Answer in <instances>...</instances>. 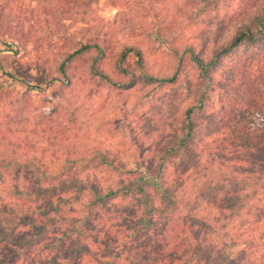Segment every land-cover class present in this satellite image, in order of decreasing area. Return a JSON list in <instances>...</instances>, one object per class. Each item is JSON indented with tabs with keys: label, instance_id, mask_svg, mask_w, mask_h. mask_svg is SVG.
Returning a JSON list of instances; mask_svg holds the SVG:
<instances>
[{
	"label": "rangeland",
	"instance_id": "1",
	"mask_svg": "<svg viewBox=\"0 0 264 264\" xmlns=\"http://www.w3.org/2000/svg\"><path fill=\"white\" fill-rule=\"evenodd\" d=\"M261 13L264 0H0V155L35 160L49 174L38 181L13 171L7 185H53L54 201H61L73 196L63 185L77 180L104 188L144 175L152 183L150 173L179 141L184 111L204 86L195 64L186 58L179 67L176 51L182 56L192 45L199 58H207L232 37L238 23H251ZM86 43H96L103 54L90 50L66 61ZM250 52L243 47L229 58ZM167 77L174 81L156 80ZM213 95L207 116H197L212 130L221 109ZM176 163L165 166L167 175L177 171ZM186 181L192 193L206 185L196 175ZM2 196L12 209L47 202ZM93 215L115 218L117 213L102 208ZM13 224L0 217V233L22 235L10 228ZM58 233L24 247L6 245L1 264H42L53 253L66 254L73 242L58 240L55 246ZM51 242L54 247L47 250ZM212 247L227 255V264H239L241 247L212 239L200 251ZM256 251L253 246L250 254L257 256Z\"/></svg>",
	"mask_w": 264,
	"mask_h": 264
},
{
	"label": "trees",
	"instance_id": "2",
	"mask_svg": "<svg viewBox=\"0 0 264 264\" xmlns=\"http://www.w3.org/2000/svg\"><path fill=\"white\" fill-rule=\"evenodd\" d=\"M259 16L238 23L232 37L207 58H199L192 45L183 48L182 56L176 51L179 67L186 58L195 64L204 86L196 103L184 111L179 141L166 149L161 165L150 173L152 183H146L144 175L104 188L77 180L63 185L72 191L71 198L54 201L53 185L43 189L6 183L13 171L42 181L49 176L42 165L0 155V217L10 218V228L22 233H0V264L7 258L6 245L24 247L56 232L55 246L69 239L72 249L53 253L54 259L42 264H67L66 259L69 264H227V255L215 247L200 251L212 239L225 247H241L239 264H264V13ZM243 47L251 52L229 58ZM90 50L103 54L96 43H86L66 61ZM156 80L170 83L174 77ZM212 95L221 105L214 130L204 117L202 122L197 118L207 116ZM172 161L177 171L167 175L165 166ZM191 175L206 180L202 190L186 191ZM2 194L21 202H47L12 209ZM102 208L117 216L93 215ZM74 211L77 215L68 216ZM53 244L45 248L51 250ZM253 246L257 256L250 254Z\"/></svg>",
	"mask_w": 264,
	"mask_h": 264
}]
</instances>
